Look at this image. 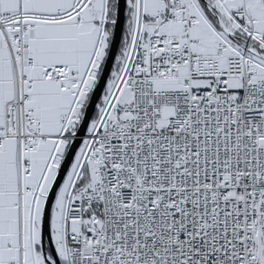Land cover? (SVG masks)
<instances>
[{
	"label": "snow or ice",
	"instance_id": "obj_1",
	"mask_svg": "<svg viewBox=\"0 0 264 264\" xmlns=\"http://www.w3.org/2000/svg\"><path fill=\"white\" fill-rule=\"evenodd\" d=\"M0 264H264V0H0Z\"/></svg>",
	"mask_w": 264,
	"mask_h": 264
}]
</instances>
